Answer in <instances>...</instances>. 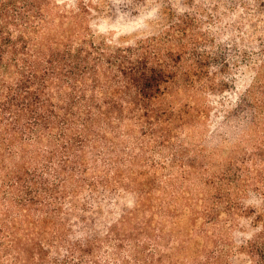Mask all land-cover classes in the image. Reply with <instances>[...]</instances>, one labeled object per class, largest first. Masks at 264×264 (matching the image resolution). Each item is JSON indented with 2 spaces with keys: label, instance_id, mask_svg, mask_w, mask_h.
Returning a JSON list of instances; mask_svg holds the SVG:
<instances>
[{
  "label": "trees",
  "instance_id": "obj_1",
  "mask_svg": "<svg viewBox=\"0 0 264 264\" xmlns=\"http://www.w3.org/2000/svg\"><path fill=\"white\" fill-rule=\"evenodd\" d=\"M48 1L0 0V257L14 249L15 264H264V132L255 151L204 172L209 192L195 202L185 185L198 162L185 159L182 139L209 118V99L203 108L196 92L218 88L195 69L233 59L204 43L184 58L189 32L211 10L236 14L239 0H158L167 31L116 48L50 36ZM255 2L264 57V0ZM184 87L195 94L178 105L172 91ZM259 89L235 115L264 131V82ZM133 131L139 150L165 148L170 158L144 159L136 171L131 155L121 169L130 151L120 139ZM186 219L184 235L174 227Z\"/></svg>",
  "mask_w": 264,
  "mask_h": 264
},
{
  "label": "rangeland",
  "instance_id": "obj_2",
  "mask_svg": "<svg viewBox=\"0 0 264 264\" xmlns=\"http://www.w3.org/2000/svg\"><path fill=\"white\" fill-rule=\"evenodd\" d=\"M255 1L239 0L240 8L236 14H230L232 9L222 8L220 19H217V14H212L215 10H211L206 16V21L200 25L201 27L194 24V30L189 32L190 38L184 58L192 59L194 53L198 55L196 48L202 45L201 43H204L202 46H206V50H217L220 46L226 47L233 56V59H205L210 65H205L199 70L195 69L200 81L215 79L214 84L218 88L206 91L204 86H201L198 90L202 92L201 95L198 91L196 92L195 97L203 108L206 106V100L209 99L210 107L207 110L209 118L182 139L185 146V159L193 158L198 162L192 169L191 178L185 182L187 190L194 198L191 200L194 202L202 192H209L202 181L204 172L208 173L206 177L220 173L229 165L231 159L240 158L246 151H255L256 145L262 140L264 132L262 127L253 124L248 117L235 115V110L242 103L251 104V101L262 95L259 84L264 82V57L257 47L261 20L260 13L255 11ZM167 11H169L168 8H165L158 0H49L47 14L50 18H48L47 29L50 36H60L61 43H64V40H72L74 45H78L79 42L87 40L90 43L94 41L96 45L102 44L106 48L128 47L149 35L167 31L164 29L172 23ZM32 35L35 37L37 33ZM170 44L166 39L162 46L164 48ZM180 51L181 48L178 45L170 49L176 60L180 57ZM177 62L182 63L179 60ZM218 64H220V70L213 73L212 71L216 69L214 67ZM219 80L222 81L217 82ZM222 83L224 85L220 86ZM181 89L182 91L178 89L172 91V99L178 105H184L188 95L195 94L187 87ZM204 92L211 94L207 96ZM165 101L168 103L169 99L165 98ZM137 135V131H133L130 136L120 139V145L128 147L126 150L130 151V154L126 152L124 155L121 149L118 150L120 156L124 155V163H120L121 169L128 170L131 166L128 161L131 155L138 154V160L140 159L141 162L134 166L136 171L142 169L143 166L140 165L144 159L152 161L170 156L169 150L165 148L162 151L157 148L146 152L139 150L136 144ZM145 141L149 143L148 139ZM145 167L146 165L144 169ZM171 171L172 169L170 174ZM179 171L178 167L173 169L176 174ZM251 186H245L243 191L247 192ZM131 197L132 192L126 198L130 201ZM172 202L188 205L185 199L172 200ZM190 223V220L186 219L174 228L186 235ZM210 228L212 229V225ZM228 233L230 232L227 230L223 232L226 236H232ZM10 250L8 251L11 253L16 252L14 249ZM11 253L8 254L6 250L0 257V264H15L13 262L16 259Z\"/></svg>",
  "mask_w": 264,
  "mask_h": 264
}]
</instances>
